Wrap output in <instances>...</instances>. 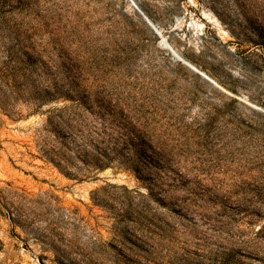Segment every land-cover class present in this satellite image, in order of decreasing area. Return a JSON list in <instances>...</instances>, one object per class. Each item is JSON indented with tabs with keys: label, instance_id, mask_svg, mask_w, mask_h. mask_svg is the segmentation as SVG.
I'll return each mask as SVG.
<instances>
[{
	"label": "rangeland",
	"instance_id": "obj_1",
	"mask_svg": "<svg viewBox=\"0 0 264 264\" xmlns=\"http://www.w3.org/2000/svg\"><path fill=\"white\" fill-rule=\"evenodd\" d=\"M0 264H264V0H0Z\"/></svg>",
	"mask_w": 264,
	"mask_h": 264
},
{
	"label": "trees",
	"instance_id": "obj_2",
	"mask_svg": "<svg viewBox=\"0 0 264 264\" xmlns=\"http://www.w3.org/2000/svg\"><path fill=\"white\" fill-rule=\"evenodd\" d=\"M49 152H54V151H49ZM50 156V155H49ZM54 156H56V155H52L50 158L54 161Z\"/></svg>",
	"mask_w": 264,
	"mask_h": 264
}]
</instances>
